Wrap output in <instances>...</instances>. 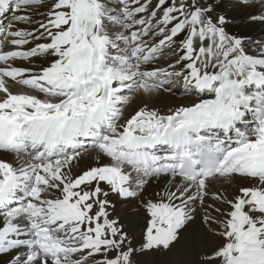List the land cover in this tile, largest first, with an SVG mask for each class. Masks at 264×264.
I'll return each mask as SVG.
<instances>
[{"label": "snow or ice", "instance_id": "1", "mask_svg": "<svg viewBox=\"0 0 264 264\" xmlns=\"http://www.w3.org/2000/svg\"><path fill=\"white\" fill-rule=\"evenodd\" d=\"M237 4L264 24V0ZM212 11L207 0H0L7 264H139L182 240L193 264H264V40ZM162 93L186 102L150 106ZM111 197L140 201L138 242Z\"/></svg>", "mask_w": 264, "mask_h": 264}, {"label": "bare ground", "instance_id": "2", "mask_svg": "<svg viewBox=\"0 0 264 264\" xmlns=\"http://www.w3.org/2000/svg\"><path fill=\"white\" fill-rule=\"evenodd\" d=\"M207 3L213 5V10L217 14L223 13L229 17V31L233 34H243L250 39L264 40V24L247 19L248 14L253 12V9L238 6L237 0H207ZM217 4H219L218 7L216 6ZM255 11L258 12L259 9ZM10 15L11 13L8 16ZM185 102V99L179 93L175 96L162 93L159 97L152 99L150 106L165 111L169 107H175ZM88 163L90 162L84 161L81 166L87 167ZM225 187L227 185L215 184L210 190L216 191ZM158 190L159 188L156 185H152L146 190L145 196ZM111 199L114 204V210L110 209L109 211L112 212L113 218H118L123 228L138 242L146 224L145 211L140 201L130 200L128 202H121L116 197H111ZM196 228L197 226L194 225L193 230H196ZM212 243L213 240L209 237L207 244L211 246ZM195 259L196 253L186 246L182 240L180 244L174 246L170 251L146 253L142 257H139V264H193ZM7 260V256L0 257V264H7Z\"/></svg>", "mask_w": 264, "mask_h": 264}, {"label": "rangeland", "instance_id": "3", "mask_svg": "<svg viewBox=\"0 0 264 264\" xmlns=\"http://www.w3.org/2000/svg\"><path fill=\"white\" fill-rule=\"evenodd\" d=\"M8 15H9V14H8ZM211 15H212V16H213V18L215 19V18H216V16H217L218 14H217V12H216V11H214V10H213V11L211 12ZM4 19H5V20H7V16H6ZM158 262L160 263L159 259H158Z\"/></svg>", "mask_w": 264, "mask_h": 264}]
</instances>
